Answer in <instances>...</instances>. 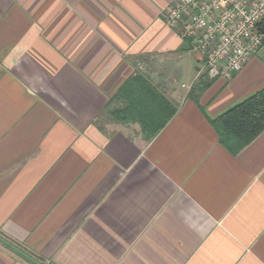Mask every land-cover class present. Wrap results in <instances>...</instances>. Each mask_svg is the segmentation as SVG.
Listing matches in <instances>:
<instances>
[{"label": "crops", "instance_id": "1", "mask_svg": "<svg viewBox=\"0 0 264 264\" xmlns=\"http://www.w3.org/2000/svg\"><path fill=\"white\" fill-rule=\"evenodd\" d=\"M172 1L0 0V237L30 259L264 264V128L232 153L212 125L264 88V45L192 100Z\"/></svg>", "mask_w": 264, "mask_h": 264}, {"label": "built area", "instance_id": "2", "mask_svg": "<svg viewBox=\"0 0 264 264\" xmlns=\"http://www.w3.org/2000/svg\"><path fill=\"white\" fill-rule=\"evenodd\" d=\"M163 18L210 79L229 81L264 45V0H173Z\"/></svg>", "mask_w": 264, "mask_h": 264}, {"label": "trees", "instance_id": "3", "mask_svg": "<svg viewBox=\"0 0 264 264\" xmlns=\"http://www.w3.org/2000/svg\"><path fill=\"white\" fill-rule=\"evenodd\" d=\"M261 29L264 30L263 25ZM136 77L140 78L139 76ZM204 79L205 74L201 75L198 81L192 86L188 93L189 98L192 100L198 99L206 86L203 83ZM149 87L166 105L171 106L172 116L175 113V107L164 97L160 96L154 87L150 85ZM114 99L115 97L109 99L104 111L107 112L113 121L123 122L126 119V116L122 115L123 110H117L111 107ZM212 125L218 133L220 144L230 152L237 153L249 144L264 128V88L223 113L213 121ZM156 132L158 131L155 130L147 134V131L142 128L143 136L147 141L151 140ZM0 240L6 242L1 237ZM6 243L9 244V242ZM37 263L43 264L40 262Z\"/></svg>", "mask_w": 264, "mask_h": 264}, {"label": "water", "instance_id": "4", "mask_svg": "<svg viewBox=\"0 0 264 264\" xmlns=\"http://www.w3.org/2000/svg\"><path fill=\"white\" fill-rule=\"evenodd\" d=\"M1 242H3L2 240H0ZM5 245H7L8 247L14 249L15 251H17L19 254H21L23 257H25L26 259L30 260L31 262H33L34 264H39L37 263L36 261L30 259L29 257H27L25 254L19 252L16 248H14L13 246H11L10 244L6 243V242H3Z\"/></svg>", "mask_w": 264, "mask_h": 264}, {"label": "rangeland", "instance_id": "5", "mask_svg": "<svg viewBox=\"0 0 264 264\" xmlns=\"http://www.w3.org/2000/svg\"><path fill=\"white\" fill-rule=\"evenodd\" d=\"M186 84V83H185ZM186 86H187V84H186Z\"/></svg>", "mask_w": 264, "mask_h": 264}]
</instances>
